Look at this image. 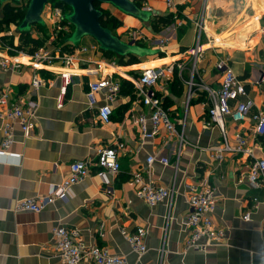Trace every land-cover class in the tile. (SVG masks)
I'll use <instances>...</instances> for the list:
<instances>
[{
  "label": "crops",
  "instance_id": "obj_1",
  "mask_svg": "<svg viewBox=\"0 0 264 264\" xmlns=\"http://www.w3.org/2000/svg\"><path fill=\"white\" fill-rule=\"evenodd\" d=\"M135 1L140 8L151 9H144L150 12L146 21L109 9L108 4L102 6H108L107 10L121 21L113 33L126 32L131 43L152 52L132 54L134 63L128 62L130 55L120 62L118 55L106 57L91 37H83L81 44L87 47L76 53L78 60L73 67L55 63L38 71L42 84L37 91L30 86L32 70L26 65L29 52L16 47L19 33L17 37L10 31L0 34L14 41L12 45L0 39V60L18 53L23 63L15 71L0 70V91L8 88L10 99L20 104L37 101V122L31 137L24 139L20 128L14 126L11 150L23 154L21 164L0 162V264H58L52 230L59 225L77 230L85 246H105L111 253L123 256L125 264H264V183L251 187L246 180L253 159L264 156V136L255 134L250 113L241 122L226 117L227 140L233 143L236 133L246 136L248 153L228 152L221 162L213 161L206 148L221 145L220 131L207 123L206 94L195 91L187 103L184 84L189 78L190 49L196 43L195 22L203 20L207 34L218 35L223 44L214 48L202 35L199 76L217 87L220 74L214 64L226 55L234 74L243 80L248 96L256 106L264 104V82H259L264 78V0H172V9L166 0ZM168 14L173 15L174 22L155 32V17ZM255 15L261 19L255 20ZM31 30L32 36L37 35ZM148 57L152 67L176 61L185 65L181 75L175 70L160 81L165 88L163 104L182 139L165 130L153 139L139 138L134 116L146 108L133 92L131 80L145 67ZM87 68L98 69V75H88ZM62 71L73 75L58 107ZM100 76L118 80L120 89L113 101L107 100L105 89L99 91L96 105L90 107L86 98L88 83ZM197 77L194 76L196 80ZM124 81L131 86V92L122 89ZM105 103L111 106L112 114L109 121L101 122L97 107ZM230 105L235 106V102ZM2 125L0 120V140ZM106 146L116 149L119 163L116 174H107L109 184L94 175L96 168L91 165L90 176L71 187L67 200H56L38 213L10 209L13 201L46 196L51 185L67 177L71 162L94 161L97 151ZM150 155L156 159L168 157L177 166L154 161L148 167L146 159ZM138 171L143 179L150 177L157 184L173 187L167 224L165 203L149 207L136 196L131 177ZM203 177L215 189L213 220L225 230V236L206 252H198L185 247L189 204L184 185ZM247 211L251 212L250 218L244 221L242 216ZM138 226L147 230V249L142 255L131 250L121 233H130ZM80 264L92 263L87 259Z\"/></svg>",
  "mask_w": 264,
  "mask_h": 264
},
{
  "label": "built area",
  "instance_id": "obj_2",
  "mask_svg": "<svg viewBox=\"0 0 264 264\" xmlns=\"http://www.w3.org/2000/svg\"><path fill=\"white\" fill-rule=\"evenodd\" d=\"M17 5L27 6L28 0L16 1ZM169 8H174L172 0H166ZM151 11L150 8H144ZM176 11V9H175ZM70 13L63 6L55 5L53 2L46 4L44 12L46 21L44 24L49 27L48 36L42 45L37 47L27 56L28 65L32 70L30 86L33 91H37L42 84L38 71L45 65L60 63L64 66H74L78 60L76 53L85 50V47L74 45L69 38L72 33L73 25L67 19ZM255 20H260L259 15L254 16ZM181 21H179V24ZM197 31L195 46L191 51L189 64V78L184 81L187 88L186 102L192 98L195 91H201L206 94L207 98V123L216 126L221 134L222 143L219 146L207 147L210 158L215 162H221L228 152L248 153L246 136L236 133L233 137V143H229L226 138V126L224 119L227 117L232 122L243 121L249 113L254 125L255 134L264 136V104L256 106L254 101L248 96L243 80L234 74L229 63V57L223 55L217 59L214 64L216 71L220 74L219 85L212 87L199 76L197 61L202 51L200 40L202 35L209 40L212 47H221L223 41L218 35H208L203 20L195 22ZM137 32V38L140 37ZM163 43V42H162ZM162 50V47L159 48ZM18 53L2 58L0 60V70H17L23 63L18 58ZM108 62V61H107ZM183 62L168 63L163 67H144L140 69L137 77L131 80L133 92L138 101L142 104L143 109L134 116V122L138 127V135L141 141L153 139L161 130H165L168 135H175L182 139L174 125L170 113L163 104V92L165 88L160 81L173 75L177 70L179 74L184 71ZM98 69L87 68V74L90 76L98 75ZM72 73L62 71L59 73L62 85L57 97V106L62 105L67 87L72 81ZM197 75L196 80L194 76ZM260 83L264 82L261 78ZM103 89L106 90L107 100L113 101L115 95L119 92L120 82L112 79L110 76H100L94 82L88 83L86 98L90 107L96 105L95 95ZM243 98V100H242ZM230 102H235L231 106ZM37 101L31 100L25 104L14 102L10 99L8 88L0 91V120L3 121L1 127L0 140V162L21 164L23 154L11 150L14 143V126L17 125L24 139L31 137L37 122ZM112 108L108 103L97 107V116L101 122L110 120ZM157 161L163 166L176 167L177 164L171 162L168 157L156 159L150 155L146 159L148 167ZM95 166L94 175L104 184H109L107 174H116L119 171V163L116 158V149L113 147H102L97 151L94 161L78 160L69 164V173L58 185H51L50 191L46 196L30 197L13 201L10 209L14 212L31 211L38 213L47 205L54 203L56 200H67L70 189L73 185L83 181L90 176L91 167ZM149 171V170H148ZM132 183L136 185L135 194L142 199L149 207L158 203H165L167 206L166 224L170 220L171 202L174 196L173 187H164L157 184L150 177L143 179L140 171L132 174ZM246 180L251 187H257L264 183V156L254 158L250 163ZM189 204V212L185 219V226L188 230V239L185 242L187 249L198 252H206L208 247L218 243L225 236V230L217 226L213 220V212L216 207L217 197L214 187L207 179L203 177L197 181L184 185ZM250 211L242 216L244 221L250 218ZM167 226V225H166ZM122 235L129 243L133 252L142 255L147 247L144 239L147 230L143 226L136 227L132 232L127 233L121 230ZM55 241V249L58 254V264H80L84 260H90L92 264H125V258L121 255L111 253L105 246L91 245L85 246L79 232L75 229H69L59 225L52 230ZM102 236V232L99 233Z\"/></svg>",
  "mask_w": 264,
  "mask_h": 264
},
{
  "label": "water",
  "instance_id": "obj_3",
  "mask_svg": "<svg viewBox=\"0 0 264 264\" xmlns=\"http://www.w3.org/2000/svg\"><path fill=\"white\" fill-rule=\"evenodd\" d=\"M18 0H0V2H9ZM50 0H29L24 17L18 26L20 31H29L35 24H44L41 14L44 6ZM60 3L68 5L71 12L67 19L75 28V33L70 36L72 44H76L83 36H91L99 44V48L104 52H111L118 56L143 55L152 52L150 49L134 46H126L112 36L109 28L103 27L100 23L102 11L95 4H112L119 11L129 15L141 17L138 6L133 0H57ZM147 20V19H142ZM134 46V47H133ZM133 47V48H132Z\"/></svg>",
  "mask_w": 264,
  "mask_h": 264
},
{
  "label": "trees",
  "instance_id": "obj_4",
  "mask_svg": "<svg viewBox=\"0 0 264 264\" xmlns=\"http://www.w3.org/2000/svg\"><path fill=\"white\" fill-rule=\"evenodd\" d=\"M51 2H53V4L55 5H60L63 6L65 8L66 11L71 12V9L68 5L64 4V3H60L57 0H50ZM49 1V2H50ZM135 2V4L140 7L139 3H137L135 0H133ZM28 5V4H27ZM103 4H95V6L100 9L102 11V16L100 18V23L103 27L106 28H110L111 31L113 29H115L116 27L120 26L121 21L118 20L115 16H113L108 10L107 8L102 6ZM27 6H22V5H12L10 2H4L2 5V9H1V13H2V17L0 18V25H7V24H15L17 25V27L19 26V24L21 23L23 17H24V12L26 10ZM174 22V17L171 14L165 15V16H156L153 22V30L155 32H158L161 27L166 26V25H170ZM72 24V23H71ZM31 28L36 32L37 35L32 36L30 34V32L32 31ZM30 28L29 31H20L19 35H20V42L19 44L16 45V47L18 49H23L26 50L27 52L31 53L33 52L37 47H39L40 45L43 44V42L45 41V39L48 36V30L45 26V24H35ZM1 34V32H0ZM0 39L7 41L8 44H14V41L12 39H10L8 36H4V35H0ZM104 54L106 57L112 58L113 56H115V54L111 53V52H105ZM119 60L120 62L122 61V59L124 58V56H119ZM129 63H134L136 62V58L132 55L129 56ZM131 92V86L124 81L122 83V89H125Z\"/></svg>",
  "mask_w": 264,
  "mask_h": 264
},
{
  "label": "rangeland",
  "instance_id": "obj_5",
  "mask_svg": "<svg viewBox=\"0 0 264 264\" xmlns=\"http://www.w3.org/2000/svg\"><path fill=\"white\" fill-rule=\"evenodd\" d=\"M19 1V0H18ZM29 1V0H28ZM10 3L12 4V5H16L17 4V2L16 1H10ZM1 3H0V15H2L1 14ZM109 5V9H113V10H118L114 5H112V4H108ZM106 7V6H105ZM106 8H108V6L106 7ZM45 9H46V5L44 6V10H43V12H42V14H41V19L43 20V21H46V18H45V15H44V12H45ZM138 9H139V13H140V15H141V17H137V16H134V15H131V16H133V17H135V18H137V19H139V20H142V19H148L149 18V16H150V12H147V11H145L144 9H142V8H140V7H138ZM119 11V10H118ZM122 14H124V15H129V14H127V13H125V12H123V11H120ZM143 21H146V20H143ZM47 22V21H46ZM109 30L111 31V29L109 28ZM8 31H10L14 36L13 37H17L18 36V27H17V25H15V24H13V23H11V24H7V25H0V32L1 33H4V32H8ZM75 33V28H74V26H73V29H72V33H71V35H73ZM111 33H112V36H114V37H116L117 39H118V41L119 42H121V43H123L124 45H126V46H130V48H131V41H129V37H128V35H127V33L126 32H124V33H120L119 32V34L117 33H113V31H111ZM120 36V37H119ZM83 37H91V36H83ZM82 37V38H83ZM82 38L80 39V41H78L76 44L77 45H82V46H84V47H87V45H84V44H81V42H82ZM92 38V37H91ZM12 39V38H11ZM93 39V38H92ZM94 41H95V39H93ZM96 42V41H95ZM96 44H97V46L99 47V44L96 42ZM133 44V43H132ZM134 46H138V45H136V44H133ZM133 46V47H134ZM132 47V48H133ZM139 47V46H138ZM151 58L150 57H148L147 58V60L145 59V63H143L144 64V66L145 67H152V64H151V62L149 61ZM232 69V68H231ZM233 71V70H232ZM234 72V71H233Z\"/></svg>",
  "mask_w": 264,
  "mask_h": 264
}]
</instances>
